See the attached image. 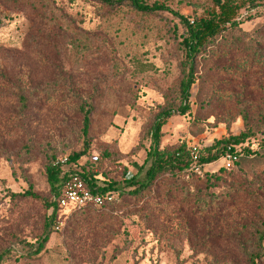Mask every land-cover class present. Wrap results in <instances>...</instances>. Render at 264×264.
Instances as JSON below:
<instances>
[{"label": "rangeland", "instance_id": "374dc122", "mask_svg": "<svg viewBox=\"0 0 264 264\" xmlns=\"http://www.w3.org/2000/svg\"><path fill=\"white\" fill-rule=\"evenodd\" d=\"M142 1L189 23L213 9L210 0ZM233 3L238 30L196 60L189 109L179 115L176 17L94 0H0V253L40 239L51 163L84 151L79 165L97 184L124 192L102 208L57 211L60 228L41 254L12 253L1 264H245L239 246L251 249L264 233V0ZM164 110L173 112L160 129L162 150L251 138L231 169L219 159L128 195L124 177L142 166Z\"/></svg>", "mask_w": 264, "mask_h": 264}, {"label": "trees", "instance_id": "16d2710c", "mask_svg": "<svg viewBox=\"0 0 264 264\" xmlns=\"http://www.w3.org/2000/svg\"><path fill=\"white\" fill-rule=\"evenodd\" d=\"M99 5L114 10L119 7H128L131 10L145 14L152 15L159 12H166L180 21L182 27V34L179 41V53L181 54V65L183 70V80L180 83V94L183 103L176 109L179 115H184L188 109L189 104L186 103L191 86L194 84L195 64L199 57L205 56L208 48L214 46V42L225 33L233 30H238L239 22L237 21V7L233 0H210L213 9L206 12L205 16L194 20L191 24L189 21L164 5L157 3L147 4L142 0H94ZM91 111L83 113L82 133L84 136L88 133ZM172 110H164L160 112L154 119L153 125L149 131L150 148L146 154L144 162L139 167L137 173L130 177H124V188L131 189L127 194L137 196L146 191L154 181L158 178L169 175L176 177L177 175L190 169L195 162L201 168L205 165H210L221 159L227 152L238 154V150L242 149L243 144L246 143L251 135L249 133H242L239 136H230L220 141H216L213 145L205 149H190L184 144H181L171 150H162L159 148L160 129L166 118L170 117ZM246 154L248 150H245ZM85 155V152L73 153L65 162L67 169L61 168L60 165L49 164L46 167V178L49 186L51 200L47 203L48 218L45 222L42 235L35 243H27L25 241H18L14 243L9 251L0 253V264L12 254L21 258H33L41 254L45 249V245L49 240L52 229L56 222V212L60 209L57 206L56 199L60 198L63 187L68 181L72 173L78 174L87 190L91 193L102 194L107 191L114 193L113 203L121 194H124L123 188H118L115 183H107L105 185H98L96 175L92 169H85L79 165V160ZM98 158L92 157L90 159L91 165H96ZM237 162V161H236ZM230 168L231 169L235 163ZM226 169V168H225ZM206 177L208 175H205ZM24 196H33L29 191L24 193ZM109 203V204H111ZM108 205V204H106ZM103 206L88 205L87 207L102 208ZM82 208V209H84ZM81 210V209H80ZM78 211V210H76ZM253 241L252 248L246 249L243 245L239 246V255L244 260L245 264H257L264 259V233H259ZM8 255V256H7Z\"/></svg>", "mask_w": 264, "mask_h": 264}, {"label": "built area", "instance_id": "2783aa9c", "mask_svg": "<svg viewBox=\"0 0 264 264\" xmlns=\"http://www.w3.org/2000/svg\"><path fill=\"white\" fill-rule=\"evenodd\" d=\"M192 24V23H191ZM238 154L227 152L221 160L224 163V167L226 169L230 168V166L237 161ZM62 161L59 163H55V165H60L62 167H67L66 164L62 165ZM66 169V168H65ZM191 169H193L196 173L200 171V167L195 164H192ZM114 199V193L112 191H107L105 193H91L86 189L84 182L76 173H72L66 181L60 198L56 199L57 206L60 210L69 209V210H80L88 205L93 206H103L109 204ZM60 225H55L54 229L59 230Z\"/></svg>", "mask_w": 264, "mask_h": 264}]
</instances>
